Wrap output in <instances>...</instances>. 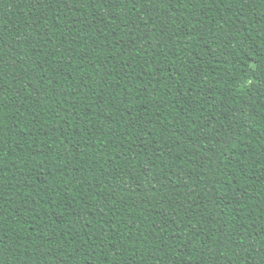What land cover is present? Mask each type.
Segmentation results:
<instances>
[{
	"label": "trees",
	"instance_id": "obj_1",
	"mask_svg": "<svg viewBox=\"0 0 264 264\" xmlns=\"http://www.w3.org/2000/svg\"><path fill=\"white\" fill-rule=\"evenodd\" d=\"M0 264H264V0H0Z\"/></svg>",
	"mask_w": 264,
	"mask_h": 264
}]
</instances>
